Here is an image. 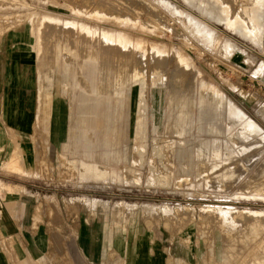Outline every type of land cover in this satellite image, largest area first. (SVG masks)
Masks as SVG:
<instances>
[{"label":"rangeland","instance_id":"rangeland-1","mask_svg":"<svg viewBox=\"0 0 264 264\" xmlns=\"http://www.w3.org/2000/svg\"><path fill=\"white\" fill-rule=\"evenodd\" d=\"M121 1V12L135 14L137 22L119 25L100 18L90 0H0V186L6 182L15 189H0V245H28L32 237L36 245L52 247L53 231L74 230V222L80 221L84 236L65 234H73L66 240L80 238L87 249L100 245L98 264H222L219 248L242 255L247 264H264V224L248 226L247 234L236 230L253 212H264V136L247 135L241 122L232 123L226 100L222 110L218 106L221 92L264 130L259 72L264 27L261 43L187 0H169L212 28L213 35L188 28L162 0ZM43 14L61 20L46 21L43 33L52 34L43 43L50 44L53 35L74 38L65 20L75 19L168 46L155 52L147 46L145 133L137 137L131 118L129 136L122 135L108 154L118 149L119 161L101 160L96 149L92 159L99 158L105 171L100 178L82 175L84 156L69 146L76 117L73 97L83 88L77 82L82 77L72 67L71 81H66L52 45L45 51L36 47ZM176 50L191 60L184 73L172 57ZM152 62L163 69L155 86ZM175 73L179 77L173 81ZM139 91L137 84L135 95ZM155 96H160L158 102ZM176 97L194 102V121L181 132L167 120L180 110L172 102ZM201 98L206 102L204 132L195 120ZM24 112L26 126L21 124ZM122 125L126 129L127 121ZM182 160L186 170H181ZM6 205L14 207L11 216ZM20 205L22 212L16 208ZM3 226L8 227L5 233ZM8 232L12 235L5 237ZM116 233L118 240H113Z\"/></svg>","mask_w":264,"mask_h":264},{"label":"bare ground","instance_id":"bare-ground-1","mask_svg":"<svg viewBox=\"0 0 264 264\" xmlns=\"http://www.w3.org/2000/svg\"><path fill=\"white\" fill-rule=\"evenodd\" d=\"M175 13H177L182 22L188 25L193 31H207L210 34H216L212 28H206L207 25L199 21L192 14L186 13L185 10L179 9L169 0H162ZM188 3L196 6L212 18L220 22H225L232 27L236 32L240 33L245 38L257 40L262 43L263 27H264V0H187ZM91 7L95 8V13L100 18L113 21L119 25L132 24L137 22L136 15L126 14L121 11L124 8L121 0H90ZM97 3L96 5H92ZM40 27L38 28L37 37L34 41L39 51H45L47 46L52 45L57 67H61L66 81L69 79V71L72 67L76 68V76H81V81H77L83 86L80 94L73 97L76 101L74 119V130L71 145V151L75 154H82L81 162L83 163L82 175L86 178H100L105 175V171L101 170L99 158L94 157V151L98 150L101 160L108 159L112 162L119 161L122 155L118 149L111 150V157L108 156L110 148H117L120 144L122 135L129 136V126L131 121H136V135L141 138V132L145 133L147 125V115L145 106L146 87L148 85V76L146 74V66L149 64L147 60L148 47L151 45L152 51H157L160 47L167 50V45L158 44L156 42H148L144 38L134 37L125 31H119L111 28H102L91 24L77 21L65 20V28H69L76 35L65 40L57 38L53 35L49 39V43L42 41L51 33H43V25L48 20H61L53 18L49 14H43L40 18ZM137 27V26H136ZM55 29V28H54ZM42 30V33H41ZM230 46L239 48L234 42L228 41ZM27 49V47H26ZM239 50L244 52V50ZM247 53H245L246 55ZM60 57L65 58V62L60 60ZM177 64V69L181 72H186L191 65L190 58L181 50H176L172 56ZM158 63L152 62V84L153 86L161 83L162 66H157ZM261 76L264 79V63H260ZM176 69V70H177ZM179 73L173 75V81L178 80ZM160 79V80H159ZM204 83H206L204 81ZM140 85V91L135 97L134 88ZM158 94V90L156 91ZM218 106L222 110V106L226 100L229 107L227 109V117L236 123L241 122L242 128L247 135H263L264 130L261 125L251 118L245 111L239 108L234 102L228 99L221 92L218 93ZM159 95V94H158ZM160 97V96H159ZM155 96L156 102L158 98ZM138 100V101H137ZM144 102V103H143ZM172 102L180 107L174 120H171L172 113L169 115L168 124L172 129L184 131L186 127L191 125L192 110L194 102L183 100L180 97L172 98ZM198 117H196L197 129L199 132H204L205 129V112L206 102L201 98ZM187 105V108L185 106ZM175 109V108H174ZM264 112V105L262 106ZM135 110V111H134ZM21 112L26 111L24 108ZM50 114L51 110L46 111ZM134 112V114H132ZM21 124L28 125L27 113L24 112ZM41 118V116H40ZM132 118V119H131ZM124 120L127 121L126 129L123 128ZM52 124L49 129L51 130ZM99 131L100 134L97 135ZM98 138V140H97ZM137 138V139H138ZM67 147V145H65ZM96 150V151H97ZM181 156L182 152H181ZM186 166L182 160L181 170H186ZM12 184L2 183L0 189L5 192L15 190L11 187ZM247 217L245 226L237 227L238 233L247 234V227L250 225L256 226L264 224V212L255 211ZM119 228L117 227V232ZM256 232V231H255ZM114 235L113 240L116 238ZM106 241H109L106 236ZM252 251V250H250ZM231 251H223L219 248L216 252L222 264H247L245 258L236 256ZM106 255V252L104 253ZM257 256V252L253 253ZM103 258V257H102Z\"/></svg>","mask_w":264,"mask_h":264},{"label":"crops","instance_id":"crops-1","mask_svg":"<svg viewBox=\"0 0 264 264\" xmlns=\"http://www.w3.org/2000/svg\"><path fill=\"white\" fill-rule=\"evenodd\" d=\"M264 58V55L263 57ZM80 202V199H78ZM23 202L21 201V204ZM17 210L23 211L22 205L16 207ZM14 210V207L5 206V212L11 216L10 212ZM80 211V210H79ZM80 213V212H79ZM24 216V215H22ZM81 215L80 217H82ZM66 226V225H64ZM74 230L66 226L65 230L53 231V246L36 245L33 238L28 245H0V264H98L101 262V247L100 245L89 246L84 245V241L80 238L75 240L69 239V236L65 235L77 232L78 235L85 234L84 225L80 221L74 222ZM2 226H0V229ZM7 226H3L4 233L7 230ZM19 229V227L17 226ZM16 235L19 233L15 230ZM12 235V232L5 234V237ZM0 237V244H1ZM37 243V242H36ZM47 249V258L46 254Z\"/></svg>","mask_w":264,"mask_h":264}]
</instances>
